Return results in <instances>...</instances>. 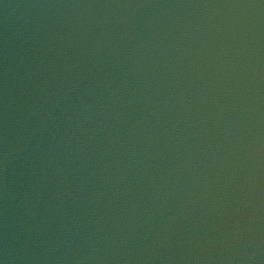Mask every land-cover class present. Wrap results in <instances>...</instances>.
I'll return each mask as SVG.
<instances>
[{"label": "water", "instance_id": "95a60500", "mask_svg": "<svg viewBox=\"0 0 264 264\" xmlns=\"http://www.w3.org/2000/svg\"><path fill=\"white\" fill-rule=\"evenodd\" d=\"M0 264H264V0H0Z\"/></svg>", "mask_w": 264, "mask_h": 264}]
</instances>
